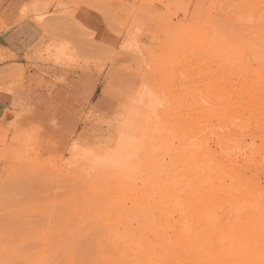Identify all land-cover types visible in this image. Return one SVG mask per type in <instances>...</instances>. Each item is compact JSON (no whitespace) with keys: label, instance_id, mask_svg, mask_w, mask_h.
Instances as JSON below:
<instances>
[{"label":"rangeland","instance_id":"obj_1","mask_svg":"<svg viewBox=\"0 0 264 264\" xmlns=\"http://www.w3.org/2000/svg\"><path fill=\"white\" fill-rule=\"evenodd\" d=\"M14 89L30 102L0 145V264H264V0H0ZM179 141L249 153L262 202H151Z\"/></svg>","mask_w":264,"mask_h":264},{"label":"bare ground","instance_id":"obj_2","mask_svg":"<svg viewBox=\"0 0 264 264\" xmlns=\"http://www.w3.org/2000/svg\"><path fill=\"white\" fill-rule=\"evenodd\" d=\"M17 115H18V112H17ZM138 116H139V114H138ZM135 118H136V122H133L132 124H131L132 121L131 122H129L130 120L128 121V123L132 125V127L130 126L132 129H129L126 134H124V132L126 131L125 125H127V124L121 125V127H122L121 136L122 135L123 136L119 139L120 143L118 144L119 148L121 149L118 156H117V158H119V161H117L118 163L120 162L121 164H125L127 159H129L128 161H130V156H131L130 154L131 153L129 151V148L131 147V144L134 143V141H137V137H138L137 135H139V133H141V131L143 132V130L145 128L144 124H143V117L141 119H138V120H137V117H135ZM12 119L13 118H11V120ZM8 120H10V118H8ZM230 124L231 123H229V125ZM244 124H241V126L243 125V128H246L247 125L245 126ZM219 127H218V129L221 128V127L220 128ZM214 129H216V128H214ZM239 129H240V127H239ZM224 132H226V131H224ZM257 132H258V130H257ZM238 133L240 134V132H238ZM262 133L264 134L263 131H262ZM221 134H219V135L221 136ZM228 134H226V135H228ZM241 135H242V133H241ZM261 137H263V136H261ZM225 138H224V140H225ZM230 138H231V136H230ZM220 139H221V137H220ZM237 139H238V136H237ZM254 139L255 138L253 137L252 140H254ZM233 140H231V142ZM238 140H240V139H238ZM260 141L261 140H259V142ZM244 142H245V140H244ZM179 143H181L179 145V147L180 148L183 147V149L182 150L180 149L181 152L179 154L176 153L177 155L174 157L175 162H172V164H174V163L175 164L173 167L171 166V169L169 172L167 171L168 175H167V177L165 176L166 177L165 184L163 183V186H160V187L154 186L152 188V191L150 192V197L152 198L153 201H151V202H262V201H258V196H254L255 192L252 190L253 185L251 186V184L249 182L250 179L247 180L248 177H247V179H244V177H243V175H245V172L247 171V156L249 153L243 152L244 154H235V153H228L227 152V154H221L220 155L224 158V159L222 158V160H221L220 157L218 156V154L213 153V154L217 155V156H215L211 152H209V153L204 152L203 149L200 150L199 147H198V150L197 149L195 150V147H197V143H195L193 141H191L189 143H185L184 145L182 144V143H184V141H182V142L179 141ZM207 144H209V143H207ZM217 144L220 145V141ZM221 144H222V142H221ZM244 144L245 143H243L242 146ZM261 145H263V143ZM222 147H224V146H222ZM220 149H221V147H220ZM221 151H222V149H221ZM243 151H244V149H243ZM245 151H246V149H245ZM249 151H250V149H249ZM171 153L172 152L170 150V154ZM252 153H254V152L252 151ZM263 155H264V152H263ZM195 157L197 159L196 161L199 160L198 164H197V162H195L196 166L194 165V163H192V160L194 162ZM255 157H257V156H255ZM259 158H260V156H259ZM223 162H224V164H222ZM170 165H171V163H169V165H167V167H170ZM225 166H227L229 168V171H230V172H228V174H229V179L231 181L228 184H225L224 183L225 181H223V180H226L227 177L222 180L221 175L219 173V170H222ZM252 167H253V165H251V168ZM241 169H243L244 172H242ZM168 170H169V168H168ZM254 170L259 171V172H263L264 167L260 168V169L257 168ZM159 172H161V170ZM156 173H158V172H156ZM224 173H226V171ZM247 173H249V171ZM258 173H257V175H258ZM163 174L165 175V173H163ZM157 175L158 174H156V177H154L155 175L153 177L157 178ZM254 175H256V174H254ZM153 177H152V179H153ZM252 177H253V175H252ZM262 177H263V175H262ZM162 179H164V177ZM263 179H264V177H263ZM152 181L154 182V180H152ZM158 181H159V179H158ZM161 181H163V180H161ZM261 182H263V181H261ZM159 183H160V181H159ZM263 184H264V182L261 185H263ZM261 185H259V186H261ZM257 192H258V190H257Z\"/></svg>","mask_w":264,"mask_h":264},{"label":"crops","instance_id":"obj_3","mask_svg":"<svg viewBox=\"0 0 264 264\" xmlns=\"http://www.w3.org/2000/svg\"><path fill=\"white\" fill-rule=\"evenodd\" d=\"M29 94L19 96L16 89L12 90L9 94H0V136L3 140H0V145H4L8 142L10 128L8 121L6 120L9 114L21 111H25L30 99Z\"/></svg>","mask_w":264,"mask_h":264}]
</instances>
